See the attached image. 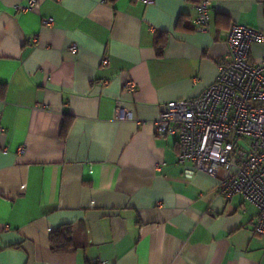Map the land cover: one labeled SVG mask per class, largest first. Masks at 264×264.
<instances>
[{"label":"crops","instance_id":"1","mask_svg":"<svg viewBox=\"0 0 264 264\" xmlns=\"http://www.w3.org/2000/svg\"><path fill=\"white\" fill-rule=\"evenodd\" d=\"M198 1L0 0V264H264L256 206L154 132L162 103L214 81L231 23L264 29V0H211L197 30Z\"/></svg>","mask_w":264,"mask_h":264},{"label":"built area","instance_id":"2","mask_svg":"<svg viewBox=\"0 0 264 264\" xmlns=\"http://www.w3.org/2000/svg\"><path fill=\"white\" fill-rule=\"evenodd\" d=\"M36 4L37 0H28L16 8L26 11ZM210 6L211 0L195 4L197 30L207 29ZM51 23V18L43 19V24ZM226 42L227 52L217 60L214 81L196 96L162 103L154 132L175 138L178 163H190L194 170L211 176L225 170L220 192L226 198L240 194L256 206L252 230L264 238V55L258 61L250 59L252 45L264 44V29L233 22ZM68 49L77 48L70 45ZM103 62L108 63V58ZM136 86L129 79L124 89L133 92ZM115 117L131 120L133 114L117 101Z\"/></svg>","mask_w":264,"mask_h":264},{"label":"trees","instance_id":"3","mask_svg":"<svg viewBox=\"0 0 264 264\" xmlns=\"http://www.w3.org/2000/svg\"><path fill=\"white\" fill-rule=\"evenodd\" d=\"M49 241L52 251L68 250L71 246V227L67 224L60 226L50 234Z\"/></svg>","mask_w":264,"mask_h":264}]
</instances>
